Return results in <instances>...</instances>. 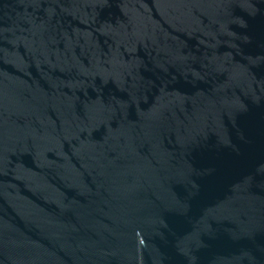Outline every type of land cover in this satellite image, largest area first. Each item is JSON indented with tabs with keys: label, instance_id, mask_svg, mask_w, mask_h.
Returning a JSON list of instances; mask_svg holds the SVG:
<instances>
[{
	"label": "water",
	"instance_id": "1",
	"mask_svg": "<svg viewBox=\"0 0 264 264\" xmlns=\"http://www.w3.org/2000/svg\"><path fill=\"white\" fill-rule=\"evenodd\" d=\"M0 264H264V0H0Z\"/></svg>",
	"mask_w": 264,
	"mask_h": 264
}]
</instances>
